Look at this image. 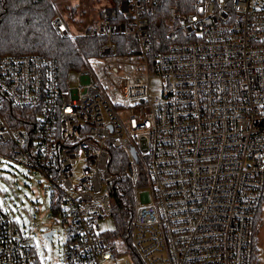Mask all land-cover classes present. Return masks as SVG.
I'll return each instance as SVG.
<instances>
[{
	"label": "built area",
	"instance_id": "built-area-1",
	"mask_svg": "<svg viewBox=\"0 0 264 264\" xmlns=\"http://www.w3.org/2000/svg\"><path fill=\"white\" fill-rule=\"evenodd\" d=\"M107 2L88 32L102 42L76 86L52 58L0 56V158L53 186L52 218L67 241L51 264H134L100 231L117 179L112 150L129 158L141 264H260L264 0H179L163 40L151 22L160 0ZM51 25L77 38L68 16ZM6 103L31 110L24 126L11 125ZM0 264H42L1 206Z\"/></svg>",
	"mask_w": 264,
	"mask_h": 264
},
{
	"label": "trees",
	"instance_id": "trees-1",
	"mask_svg": "<svg viewBox=\"0 0 264 264\" xmlns=\"http://www.w3.org/2000/svg\"><path fill=\"white\" fill-rule=\"evenodd\" d=\"M160 3L151 22L154 36L163 40L167 31V8L171 4L180 3L179 0H160ZM56 14V0H0V56L34 54L52 58L57 62L62 78L78 71L85 59L97 55L102 41L89 34L75 40L58 35L51 25ZM120 40L129 42L127 38ZM6 112V118L12 126L22 127L26 124L24 120L31 110L14 108L6 103L5 114ZM128 160L126 152L111 151L109 170L117 179L108 187V191L111 198L110 216L115 229L106 232L105 237L107 241L120 243L126 254L135 259L136 264H141L131 247L135 196L127 174ZM263 221L264 197L258 216L260 226ZM254 254L258 255L257 248Z\"/></svg>",
	"mask_w": 264,
	"mask_h": 264
},
{
	"label": "rangeland",
	"instance_id": "rangeland-1",
	"mask_svg": "<svg viewBox=\"0 0 264 264\" xmlns=\"http://www.w3.org/2000/svg\"><path fill=\"white\" fill-rule=\"evenodd\" d=\"M106 6H109V3L101 4V0H56L57 14L71 18L75 37L87 35L97 15L96 11ZM69 77L71 85L76 86L79 80L76 71L70 73ZM52 187L40 172L30 170L8 156L0 158V206L12 213L20 229L31 236L42 264L56 262L67 241L66 226L61 219L55 221L52 218L54 194ZM114 229L115 224L111 216L101 220V232H110ZM50 230L55 231L53 243L44 237L46 231ZM256 244L260 264H264V221ZM119 259H130L136 264L128 254Z\"/></svg>",
	"mask_w": 264,
	"mask_h": 264
},
{
	"label": "water",
	"instance_id": "water-1",
	"mask_svg": "<svg viewBox=\"0 0 264 264\" xmlns=\"http://www.w3.org/2000/svg\"><path fill=\"white\" fill-rule=\"evenodd\" d=\"M133 156L135 157V153H134V152H133ZM52 236H53V233H52V232L47 233V234L45 235L46 238L49 237V238H48V241H50V242H52Z\"/></svg>",
	"mask_w": 264,
	"mask_h": 264
},
{
	"label": "bare ground",
	"instance_id": "bare-ground-1",
	"mask_svg": "<svg viewBox=\"0 0 264 264\" xmlns=\"http://www.w3.org/2000/svg\"><path fill=\"white\" fill-rule=\"evenodd\" d=\"M162 6H164V4H163ZM166 6H167V5H166Z\"/></svg>",
	"mask_w": 264,
	"mask_h": 264
}]
</instances>
